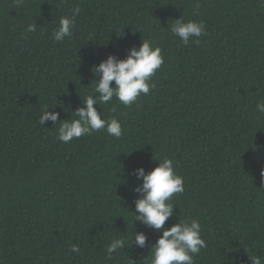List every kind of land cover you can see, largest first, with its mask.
Returning a JSON list of instances; mask_svg holds the SVG:
<instances>
[{
    "label": "trees",
    "instance_id": "16d2710c",
    "mask_svg": "<svg viewBox=\"0 0 264 264\" xmlns=\"http://www.w3.org/2000/svg\"><path fill=\"white\" fill-rule=\"evenodd\" d=\"M77 7L71 36L56 41ZM180 17L205 34L184 45L170 31ZM142 40L163 56L149 93L94 105L121 137L102 129L64 143L59 121L39 123L45 107L73 118L98 95L92 68ZM261 101L264 0H0V264H149L162 232L133 222L134 171L164 157L184 180L165 227L200 222L207 246L194 264H264ZM137 231L143 248L133 236L108 256L112 239L130 244Z\"/></svg>",
    "mask_w": 264,
    "mask_h": 264
},
{
    "label": "clouds",
    "instance_id": "9594fccd",
    "mask_svg": "<svg viewBox=\"0 0 264 264\" xmlns=\"http://www.w3.org/2000/svg\"><path fill=\"white\" fill-rule=\"evenodd\" d=\"M199 3L196 4L194 13H198ZM80 9L73 10L71 17H61L53 36L58 42H63L70 37L75 25V16ZM36 26L28 25L27 31L34 32ZM170 31L174 36L179 37L184 45H188L193 38L205 34L206 28L203 21L183 20L181 17L175 19ZM163 56L159 46L153 47L149 40H142L137 48L128 49L125 58H118L109 54L105 59L92 68L94 75H99L95 80L93 92L98 95H88L82 101L83 106L76 108L70 117L71 119H60V114L50 111V108L42 109L39 123L44 125L45 121H52L53 124H60L58 128V139L69 143L75 138L90 135L94 131L106 130L113 137L122 136V126L118 119L105 120L97 111L94 105L109 103L115 97L122 105L130 106L137 101L141 94L147 95L150 91L151 77L161 67ZM114 81V84H113ZM99 102V103H98ZM115 111V109H112ZM256 110L264 113V101L256 104ZM74 114V115H73ZM159 164L151 171H145L143 167L135 169L137 179L142 183L134 189L139 194L135 200V219L146 226L162 232L158 239L150 247L151 257L149 264H194V256L205 248L206 242L201 235V224L196 219L182 220L165 227L166 220L173 215V203L171 199L174 194L184 192L183 177L176 174L173 160L171 158H156ZM135 244L143 248L147 242V236L142 231L133 233L130 244L125 238H114L111 240L106 252L109 257L126 246ZM70 251L79 253L78 245H71ZM252 264H261L256 258Z\"/></svg>",
    "mask_w": 264,
    "mask_h": 264
}]
</instances>
